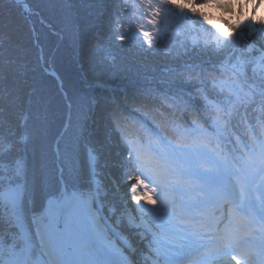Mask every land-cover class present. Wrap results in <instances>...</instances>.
Here are the masks:
<instances>
[{
    "label": "snow or ice",
    "instance_id": "6c2138e0",
    "mask_svg": "<svg viewBox=\"0 0 264 264\" xmlns=\"http://www.w3.org/2000/svg\"><path fill=\"white\" fill-rule=\"evenodd\" d=\"M261 5L264 0H124L113 41L143 52L184 36L216 62L211 69L185 63L171 70L166 87L136 90L133 102L154 107L161 119L137 122L134 133L114 124L121 160L112 200V189L97 178L108 166L105 144L89 145L88 194L64 200L57 211L76 213L108 264H216L213 257L221 255L229 264H264V18L255 15ZM210 6L237 19L225 24L206 11ZM245 7L253 9L251 17ZM196 18L212 27L201 23L200 35L191 36ZM0 166L7 167L2 160ZM14 185L11 177L0 183V217L18 229V250L30 259L35 245L20 198L4 196L5 189L16 192ZM10 248L15 254V244Z\"/></svg>",
    "mask_w": 264,
    "mask_h": 264
},
{
    "label": "trees",
    "instance_id": "16d2710c",
    "mask_svg": "<svg viewBox=\"0 0 264 264\" xmlns=\"http://www.w3.org/2000/svg\"><path fill=\"white\" fill-rule=\"evenodd\" d=\"M25 1L34 11L28 18L12 0H0V160L7 166H0V183L6 185L11 177L14 187L22 189L25 228L30 227L35 247L26 259L28 252L18 250L22 243L18 229L6 216L0 217L3 264L36 262L40 249L31 218L43 211L47 198L64 194L62 182L66 194L74 189L87 196L90 144H105L108 166L98 169L97 178L112 189L109 200L115 198L121 145L112 132L114 124L120 121L134 133L137 122L147 120L145 126H151L152 117L157 123L161 119L154 107L133 102L138 88L166 87L171 70L185 63L211 69L216 62L215 56L202 47L193 48L184 36L167 48L143 52L113 41V21L124 0ZM221 11L212 16L223 17L227 24L234 16ZM196 21L191 36L200 35L201 23L212 27ZM104 212L109 215L107 207Z\"/></svg>",
    "mask_w": 264,
    "mask_h": 264
},
{
    "label": "rangeland",
    "instance_id": "374dc122",
    "mask_svg": "<svg viewBox=\"0 0 264 264\" xmlns=\"http://www.w3.org/2000/svg\"><path fill=\"white\" fill-rule=\"evenodd\" d=\"M25 3L27 4L26 1H25ZM22 9H24V8L22 7ZM24 11H25L26 18H28L29 15L34 13L32 8H30V12H28V13L26 10H24ZM206 11L209 12L213 16L217 15L218 13L219 14L223 13L221 11V9H219L217 7H211V6L208 7L206 9ZM252 14H253V9L249 8L247 15L249 17H251ZM255 15L258 19L264 15V5H261L260 7L256 8ZM75 178L76 177H74V176L70 177V179H73V180H75ZM63 187H65V185H63ZM65 189H66V187H65ZM121 191H123V189H121ZM68 193H69V195L68 194L66 195V199L72 198V197H77L76 195H78L77 193H75L74 189H71V191ZM49 201L50 200H48L47 202H49ZM50 203H53L56 205V211H57V205L59 203H61V201H55V202L50 201L49 204ZM70 214H71V216L69 218H73V217L76 218L75 223L72 224L70 227V228H72L70 231H67L65 229H63V230L59 229L58 230L56 228H54L52 230V228L50 227V224L53 223L52 218H50L49 216H46V215H45V217H47V218H43L40 213L37 215H32L31 219H33L34 232L36 233L37 238L39 239L38 242L41 246L40 249H42V253L45 255L44 258H46V260H49V257H51L53 259V264H62L64 262L63 259H65L62 255L65 252L70 253V254H74V255L77 252L76 255H78V256L74 257L75 259L72 260V263H76V264H98L99 257H101L102 262L105 264H108L109 258L107 257L106 253H104V255H102V252H104V251L99 246V244L94 240L93 236L86 229L84 224L77 218L76 213L74 211H70ZM38 229H41L43 231V233H45V234L43 235L41 233V231H39ZM67 232L68 233L71 232V233L68 234ZM60 234H65V235L69 236L66 243L64 244V247H63V244L60 240V237H61ZM78 238H80V241H77V240L74 241L75 239H78ZM41 240L45 241L43 246L40 243ZM74 246L77 247V250H75ZM86 249L89 250V252L92 251L93 249H95L94 255H96V257L93 256L94 257L93 259L89 258V256L86 255V252H84V251H86ZM83 254H85L84 257H82ZM74 255H71V257ZM25 258L26 259L29 258L28 253L25 254ZM37 258H39V257H36L35 260H36V262H39V259H37ZM44 258L42 256L41 259L44 260ZM195 259H196L195 256H193L194 261H195ZM69 260H71V258H67L65 261L69 262ZM219 260H221V259H219ZM216 264H219V263H216ZM241 264H243V262Z\"/></svg>",
    "mask_w": 264,
    "mask_h": 264
},
{
    "label": "bare ground",
    "instance_id": "6f19581e",
    "mask_svg": "<svg viewBox=\"0 0 264 264\" xmlns=\"http://www.w3.org/2000/svg\"><path fill=\"white\" fill-rule=\"evenodd\" d=\"M48 212H49V214H50V216H52V220H53V223L51 224V227H52V230L56 227L55 226V223H58L59 222V220H57V219H60V215H58L59 213H57L56 212V210H55V207L54 206H51V207H49V209H48ZM62 214H61V216H62V220L66 217V219H68L66 222H64L65 223V226H67L66 227V230L67 231H70L72 228H70L71 227V225L72 224H74L75 223V221H76V218L75 217H73V218H69L70 216H71V214H70V210H64V211H62L61 212ZM65 219V220H66ZM70 228V229H69ZM39 231H41V233L44 235L45 233H43V231L41 230V229H39ZM68 233V232H67ZM71 233V232H70ZM70 233H68V234H70ZM61 236V237H60ZM60 240H61V242H62V244H63V247H64V244L66 243V241H67V239L69 238V236L68 235H65V234H60ZM80 241V238H78V239H75L74 241ZM206 243V242H205ZM75 247V246H74ZM62 250V249H61ZM75 250H77V247H75ZM84 252H86V255L87 256H89V258H94L93 256H95L96 257V255H94V253H95V249H93L92 251H90L89 252V250H87L86 249V251H84ZM83 252V253H84ZM77 253V252H76ZM76 253H75V255L74 254H70V253H67V252H65L62 256L65 258V259H63L64 260V262L62 263V264H76V263H72V260L73 259H75L74 257L75 256H78V255H76ZM104 253L105 252H102V255H104ZM71 255H74V256H72L71 257ZM85 256V254H83L82 255V257H84ZM81 257V258H82ZM67 258H71V260H69V262H66L65 260L67 259ZM86 258V257H85ZM88 260V259H87ZM98 264H105V263H103L102 262V258L101 257H99V262H98Z\"/></svg>",
    "mask_w": 264,
    "mask_h": 264
},
{
    "label": "water",
    "instance_id": "95a60500",
    "mask_svg": "<svg viewBox=\"0 0 264 264\" xmlns=\"http://www.w3.org/2000/svg\"><path fill=\"white\" fill-rule=\"evenodd\" d=\"M18 3L21 4L23 6V8L27 11V12H30V8L28 6V4H26L24 2V0H18Z\"/></svg>",
    "mask_w": 264,
    "mask_h": 264
}]
</instances>
